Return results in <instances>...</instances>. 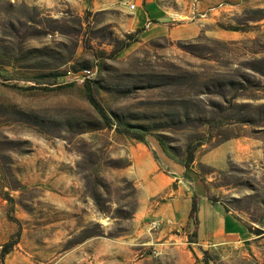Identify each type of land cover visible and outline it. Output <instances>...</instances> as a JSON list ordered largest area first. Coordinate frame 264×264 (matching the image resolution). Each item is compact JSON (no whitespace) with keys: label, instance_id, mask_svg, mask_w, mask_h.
<instances>
[{"label":"rangeland","instance_id":"374dc122","mask_svg":"<svg viewBox=\"0 0 264 264\" xmlns=\"http://www.w3.org/2000/svg\"><path fill=\"white\" fill-rule=\"evenodd\" d=\"M154 1L130 32L138 0H0V264H264V0ZM238 138L207 187L244 228L155 227V176Z\"/></svg>","mask_w":264,"mask_h":264},{"label":"crops","instance_id":"0c3cea01","mask_svg":"<svg viewBox=\"0 0 264 264\" xmlns=\"http://www.w3.org/2000/svg\"><path fill=\"white\" fill-rule=\"evenodd\" d=\"M124 4L128 13V2ZM158 17L162 19L163 12L154 0H138L135 15L128 19L124 25L128 31L134 32L149 27L154 20H158ZM260 153L256 141L247 138L234 139L210 150L199 160L214 169V177L212 173L207 183L196 171L195 162L189 167L178 162H171L170 174L158 173L152 183L154 187L150 189V195L167 192L169 197L154 214L157 222L161 220V222L168 223L165 232L171 231L174 227L181 229L182 225L190 221L192 197L197 195L199 200L198 239L204 244H220L230 239L228 236L234 235L231 232L244 228V222L239 219L233 220L234 211L229 209L225 203H215L209 199L207 184L217 181L218 173L229 174L234 163L256 161L260 158ZM174 185L176 187H172Z\"/></svg>","mask_w":264,"mask_h":264},{"label":"trees","instance_id":"16d2710c","mask_svg":"<svg viewBox=\"0 0 264 264\" xmlns=\"http://www.w3.org/2000/svg\"><path fill=\"white\" fill-rule=\"evenodd\" d=\"M139 139V138H138ZM142 140V138H141ZM144 141V140H142ZM194 158H191L190 162L184 164L186 167H189L190 166V163L193 161ZM197 198L194 200V203H193V207H192V211L190 213V218L191 219H194L196 220V225L198 224V218H196V213L198 212V203H197ZM11 248H12V245L11 244H7L4 246L3 248V251L1 253V259H3L7 254H9L11 252Z\"/></svg>","mask_w":264,"mask_h":264},{"label":"built area","instance_id":"2783aa9c","mask_svg":"<svg viewBox=\"0 0 264 264\" xmlns=\"http://www.w3.org/2000/svg\"><path fill=\"white\" fill-rule=\"evenodd\" d=\"M128 6H134L135 10L137 9V4L136 3H128ZM94 72L93 70H90L89 72H83L84 77H91L93 76ZM158 225V222H154V226L156 227Z\"/></svg>","mask_w":264,"mask_h":264},{"label":"bare ground","instance_id":"6f19581e","mask_svg":"<svg viewBox=\"0 0 264 264\" xmlns=\"http://www.w3.org/2000/svg\"><path fill=\"white\" fill-rule=\"evenodd\" d=\"M85 72H89V71H85Z\"/></svg>","mask_w":264,"mask_h":264}]
</instances>
